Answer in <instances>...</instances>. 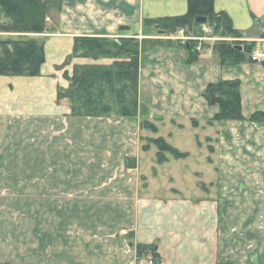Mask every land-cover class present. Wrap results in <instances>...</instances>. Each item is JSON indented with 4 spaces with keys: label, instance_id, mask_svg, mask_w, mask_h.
I'll use <instances>...</instances> for the list:
<instances>
[{
    "label": "crops",
    "instance_id": "1",
    "mask_svg": "<svg viewBox=\"0 0 264 264\" xmlns=\"http://www.w3.org/2000/svg\"><path fill=\"white\" fill-rule=\"evenodd\" d=\"M47 1L40 77H0V188L9 192L0 198V264H147L138 246H154L157 264H264V124L249 121L264 114L263 64L223 65L207 43L187 65V48L162 36L170 45L140 55L144 116L73 117L57 97L69 86L59 67L75 40L141 35L145 20L185 15L188 0ZM214 9L264 52V0H215ZM221 81L240 83L245 120L209 123L219 107L203 93ZM144 119L156 125L157 138L189 157L167 155L159 165L157 147L147 144L157 138L143 130ZM182 135L192 149L174 143ZM13 148L14 165L2 167ZM149 153L156 164L146 169ZM172 162L194 165L190 192L175 177L158 186Z\"/></svg>",
    "mask_w": 264,
    "mask_h": 264
},
{
    "label": "trees",
    "instance_id": "2",
    "mask_svg": "<svg viewBox=\"0 0 264 264\" xmlns=\"http://www.w3.org/2000/svg\"><path fill=\"white\" fill-rule=\"evenodd\" d=\"M215 0H188L185 15L145 20L144 27L152 29L157 35L171 37L183 30L192 38L203 36V24L198 19H206L205 26L212 29V35L222 39L240 40L243 33L234 29L231 18L226 13H217L214 9ZM0 10L8 20L0 25L2 31L19 35H41L47 32V8L45 0H0ZM146 43V42H145ZM160 43L155 44V46ZM199 43L191 41L184 46L188 51L187 65L199 59ZM137 40H112L104 38H79L75 40L72 55L63 68L74 58H88L97 62L99 58L111 61L109 66L89 64L76 65L73 76L65 74L70 83L68 92L58 91L57 100L69 102L70 115L73 117L106 118L118 116L129 121H137L139 116V66L141 48ZM202 50L208 45L202 44ZM218 53L221 64L238 65L250 61L255 49L254 43L217 42L212 46ZM241 48L242 50H240ZM249 58V59H248ZM45 63V47L38 40H18L13 38L0 40V77L37 78ZM264 66V63H263ZM62 69V68H59ZM203 97L211 106H218L219 113L209 122L243 121L241 111L240 83L237 81H221L209 85ZM144 113V112H143ZM252 123L264 124V114L253 115ZM197 127V124H193ZM143 130L158 133L157 128L148 120L141 123ZM158 149L157 163L168 162L166 154L175 160L187 159L189 154L181 153L170 146L163 138L148 140ZM149 146L143 147L148 151ZM139 259L151 256L157 263L160 257L154 246H138Z\"/></svg>",
    "mask_w": 264,
    "mask_h": 264
},
{
    "label": "rangeland",
    "instance_id": "3",
    "mask_svg": "<svg viewBox=\"0 0 264 264\" xmlns=\"http://www.w3.org/2000/svg\"><path fill=\"white\" fill-rule=\"evenodd\" d=\"M42 2H44V0H42ZM47 0H45V3H46V8H47ZM8 22V20L4 17V15L2 14V11L0 10V25L4 24L6 25ZM47 19H46V24H47ZM1 28V27H0ZM4 28H2L3 30ZM1 29H0V40L1 39H7V38H13V39H18V40H38L40 43H43L44 44V47H45V40H46V37L44 36V34H41V35H17V34H11V33H6V32H3ZM46 34V33H45ZM165 37V36H164ZM162 36H159L157 35L151 28L148 29V28H145L144 25H143V28H142V34H136V35H133L132 37L130 38H123V39H112V40H131V39H134V40H137L140 44V48L142 50L141 53H143L144 51L146 50H149V49H152L155 47V44H162L164 43L166 45H170L169 42H164L162 41L161 39L164 38ZM81 38H92V37H81ZM79 39V38H77ZM104 39H110V38H104ZM225 40V39H224ZM174 41V40H173ZM232 41H237V40H232ZM146 42V43H145ZM175 42L177 43H180L179 41H176ZM228 42H231V41H228ZM238 42V41H237ZM239 42H244V39L242 40H239ZM182 44V43H181ZM185 45V44H183ZM251 56V55H250ZM84 61H88L89 63H84ZM110 60L108 59H104V58H99L97 62H94L92 61L91 59H86V58H74L73 60H71L69 62V64L63 68V66L59 67V68H62V69H59L60 71L65 69L67 70V74L69 77H72L73 76V72H74V67L76 65H80V66H87L89 64H94L96 63L97 65H103V66H109L111 63H109ZM66 77V76H65ZM69 86L67 89H60V90H63L65 92H68L69 88H70V83L68 81V79L66 78ZM66 102H68L67 100H63L61 101L60 103L62 104H66ZM69 104V102H68ZM140 107V106H139ZM140 111H142L140 109ZM141 116H144V113L142 112L141 113ZM153 124V123H152ZM155 127L156 125L153 124ZM157 128V127H156ZM150 137L149 138H157L156 134L154 133H149ZM161 135L163 137H166V133L164 130H162L161 132ZM185 138H190V136L188 135H182L181 137L178 136L176 137V139L174 140V143H181L184 145L185 148L187 149H192L191 147H189L187 144H188V139H185ZM14 138H7L8 140V143L13 141ZM12 151H9L6 153V156L4 158H1V161H2V164L3 166L2 167H10L12 168L11 166H13L14 164L12 163V157L15 155V152H14V148L13 149H10ZM190 152V151H189ZM1 154V153H0ZM169 155V154H166V156ZM155 155L153 153H149L147 156H146V159L145 161L143 162V165L142 167L143 168H146V169H150L151 166L153 164H156V160H155ZM199 159V158H198ZM198 162L200 163H197L195 162V165L197 167V169H199L200 171H202L204 173V182L208 181V179L206 178L207 177V174H206V166L205 164H202L201 160H197ZM13 162H14V159H13ZM186 166H188V168H186ZM194 168V165H190V164H184V163H176V162H172L170 165L168 166H165L162 168L161 170V173H163L164 175L161 176V179L160 181L158 182V186L162 187L163 184H166V180L169 178V177H175L176 178V181H177V186H179V188L183 189L185 192L184 193H188L191 191L192 187L194 186V183H195V178L193 177L192 174H190V170L191 168ZM185 168V169H184ZM192 168V169H193ZM186 169H189L188 171H186ZM13 177V175H12ZM165 178V180H164ZM202 190H204L205 188V183H203L202 181H199V185H198ZM5 189H1L0 188V198L1 197H4L5 195H9V192L8 191H4ZM186 190L188 192H186ZM15 196L18 197V194L17 192H15ZM16 197H13L12 195L9 197V198H12V199H15ZM13 202V200H11V203ZM6 207H9V208H3L5 211H11L12 214L13 213V209L15 210V207L12 208V206H6ZM2 209V208H0ZM25 210H29V208H23ZM22 214H24V212H22ZM6 218L9 220L11 219L12 221H15L14 220V217L13 216H10L9 214H6ZM17 221V220H16ZM25 221H28V219H23L21 224L23 226V229H26L28 227V222H25ZM28 230V228L26 229ZM126 234V233H125ZM28 245V244H27ZM29 246V245H28ZM29 262L27 261V264ZM1 264H9V263H4L2 262ZM11 264V263H10Z\"/></svg>",
    "mask_w": 264,
    "mask_h": 264
},
{
    "label": "built area",
    "instance_id": "4",
    "mask_svg": "<svg viewBox=\"0 0 264 264\" xmlns=\"http://www.w3.org/2000/svg\"><path fill=\"white\" fill-rule=\"evenodd\" d=\"M202 33H203V36L200 37V38H192V37H189L185 34V32L183 30L179 31L177 34L171 36V37H166L167 39H170V40H176V41H179L180 43L182 44H187L191 41H197L200 45L198 47V52L202 53V44H212L214 45L215 43L217 42H222V41H232V40H228V39H222V38H219V37H215L212 35V29L208 26H205L203 25L202 27ZM239 41V40H237ZM250 60L252 63H256V64H262L264 63V52L260 51V50H254L250 56ZM147 264H157V262L151 257L149 256L147 258Z\"/></svg>",
    "mask_w": 264,
    "mask_h": 264
},
{
    "label": "water",
    "instance_id": "5",
    "mask_svg": "<svg viewBox=\"0 0 264 264\" xmlns=\"http://www.w3.org/2000/svg\"><path fill=\"white\" fill-rule=\"evenodd\" d=\"M197 23L198 24H206V19H198L197 20ZM123 30L126 29V28H122ZM240 50H242L241 48H239Z\"/></svg>",
    "mask_w": 264,
    "mask_h": 264
}]
</instances>
